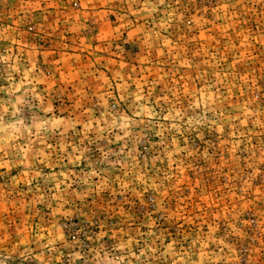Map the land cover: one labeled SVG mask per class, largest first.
Here are the masks:
<instances>
[{
    "label": "rangeland",
    "instance_id": "374dc122",
    "mask_svg": "<svg viewBox=\"0 0 264 264\" xmlns=\"http://www.w3.org/2000/svg\"><path fill=\"white\" fill-rule=\"evenodd\" d=\"M0 264H264V0H0Z\"/></svg>",
    "mask_w": 264,
    "mask_h": 264
}]
</instances>
